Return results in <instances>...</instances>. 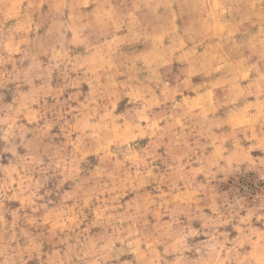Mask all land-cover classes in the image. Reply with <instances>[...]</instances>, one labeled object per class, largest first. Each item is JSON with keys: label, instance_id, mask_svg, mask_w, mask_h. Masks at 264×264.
<instances>
[{"label": "clouds", "instance_id": "1", "mask_svg": "<svg viewBox=\"0 0 264 264\" xmlns=\"http://www.w3.org/2000/svg\"><path fill=\"white\" fill-rule=\"evenodd\" d=\"M0 264H264V0H0Z\"/></svg>", "mask_w": 264, "mask_h": 264}]
</instances>
